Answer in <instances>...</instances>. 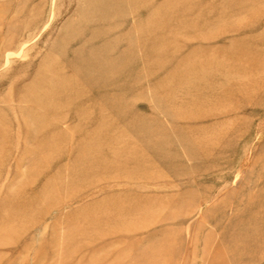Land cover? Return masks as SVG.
<instances>
[{
    "label": "rangeland",
    "instance_id": "obj_1",
    "mask_svg": "<svg viewBox=\"0 0 264 264\" xmlns=\"http://www.w3.org/2000/svg\"><path fill=\"white\" fill-rule=\"evenodd\" d=\"M0 264H264V0H0Z\"/></svg>",
    "mask_w": 264,
    "mask_h": 264
},
{
    "label": "bare ground",
    "instance_id": "obj_2",
    "mask_svg": "<svg viewBox=\"0 0 264 264\" xmlns=\"http://www.w3.org/2000/svg\"><path fill=\"white\" fill-rule=\"evenodd\" d=\"M8 55V54H7Z\"/></svg>",
    "mask_w": 264,
    "mask_h": 264
}]
</instances>
